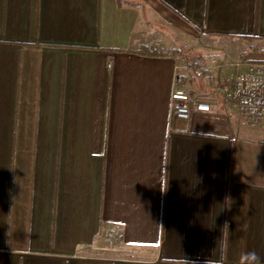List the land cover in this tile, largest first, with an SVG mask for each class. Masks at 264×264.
I'll return each instance as SVG.
<instances>
[{
  "label": "crops",
  "instance_id": "obj_1",
  "mask_svg": "<svg viewBox=\"0 0 264 264\" xmlns=\"http://www.w3.org/2000/svg\"><path fill=\"white\" fill-rule=\"evenodd\" d=\"M249 63L264 0H0V264L264 259V116L224 91ZM178 77L209 111L173 115Z\"/></svg>",
  "mask_w": 264,
  "mask_h": 264
},
{
  "label": "built area",
  "instance_id": "obj_2",
  "mask_svg": "<svg viewBox=\"0 0 264 264\" xmlns=\"http://www.w3.org/2000/svg\"><path fill=\"white\" fill-rule=\"evenodd\" d=\"M224 91L229 93L234 101L237 112L252 120L264 116V65L249 63L239 70L230 86ZM191 104L199 111H209L210 104L206 101L193 100L188 92L181 86L178 77L177 86L171 94V109L174 116L188 119L191 114ZM105 249H112L118 238V231L108 227L103 231Z\"/></svg>",
  "mask_w": 264,
  "mask_h": 264
},
{
  "label": "clouds",
  "instance_id": "obj_3",
  "mask_svg": "<svg viewBox=\"0 0 264 264\" xmlns=\"http://www.w3.org/2000/svg\"><path fill=\"white\" fill-rule=\"evenodd\" d=\"M224 228L227 229V225ZM240 264H264V259L255 251H247L242 255Z\"/></svg>",
  "mask_w": 264,
  "mask_h": 264
},
{
  "label": "trees",
  "instance_id": "obj_4",
  "mask_svg": "<svg viewBox=\"0 0 264 264\" xmlns=\"http://www.w3.org/2000/svg\"><path fill=\"white\" fill-rule=\"evenodd\" d=\"M184 46L183 45H179L177 48H175L172 52L174 53V55H180L182 56V58H188L189 56L187 54L184 53ZM154 50V49H153Z\"/></svg>",
  "mask_w": 264,
  "mask_h": 264
},
{
  "label": "rangeland",
  "instance_id": "obj_5",
  "mask_svg": "<svg viewBox=\"0 0 264 264\" xmlns=\"http://www.w3.org/2000/svg\"><path fill=\"white\" fill-rule=\"evenodd\" d=\"M181 60H182V58H180V59H179V62H180V63H182V61H181Z\"/></svg>",
  "mask_w": 264,
  "mask_h": 264
}]
</instances>
